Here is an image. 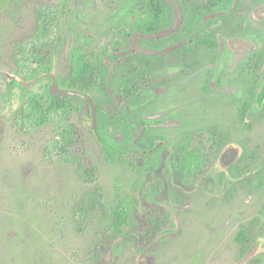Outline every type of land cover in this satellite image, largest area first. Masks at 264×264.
<instances>
[{"label": "rangeland", "instance_id": "obj_1", "mask_svg": "<svg viewBox=\"0 0 264 264\" xmlns=\"http://www.w3.org/2000/svg\"><path fill=\"white\" fill-rule=\"evenodd\" d=\"M215 1L165 0L166 28L156 38L141 33L144 0H0V264H237L255 241L260 247L247 264H264V0H225L207 16V3ZM44 3L59 11L47 53L53 73L64 86L76 47L104 59L111 72L91 90L98 126L109 144L128 148L108 160L89 126L90 105L73 98L77 147L97 167L104 194L85 214L83 231L76 211L94 183L50 151L52 124L19 126L28 98L46 95L51 83L43 77L21 85L18 80L31 79L20 75L14 58L16 44L35 30L36 6ZM188 27L202 32V42L184 38ZM255 61L259 72L251 70ZM137 79L140 90L130 103L114 104L122 85ZM213 131L203 171L189 175L174 163L172 152ZM229 143L242 145L244 153L223 171L219 156ZM134 147L142 153L130 152ZM119 191L133 211L116 238L109 225Z\"/></svg>", "mask_w": 264, "mask_h": 264}, {"label": "trees", "instance_id": "obj_2", "mask_svg": "<svg viewBox=\"0 0 264 264\" xmlns=\"http://www.w3.org/2000/svg\"><path fill=\"white\" fill-rule=\"evenodd\" d=\"M224 1L208 2L207 4L210 6L207 16L216 14L218 7ZM204 7V5L198 6V15L203 14L202 10ZM142 9L145 11L146 17L141 33L159 38L166 28L167 5L165 0H144ZM35 12L37 22L33 34L29 38L18 42L15 46L14 58L18 64L20 75L22 74L26 79H33L44 74L53 73L55 69V62L49 55L47 56V53L49 54L53 44L52 41L59 18L58 7L50 3L39 4L35 8ZM184 38L190 42L200 43L202 42L203 35L200 30L188 27ZM183 47L186 51L190 49L189 44H185ZM156 56L154 55V57ZM102 60L103 62H101L98 56L88 54L83 47H76L71 53V75L65 82V85L81 92L89 93L95 99L91 90L100 88L99 80L102 77L106 79V74L111 72L105 71L107 64L104 59ZM250 66H252V72H259L260 63L258 61H255L254 65L250 64ZM149 70L145 69L144 73L149 72ZM143 77L140 78L142 79ZM14 82L16 80H10V83ZM138 86H140L139 79L125 82L120 88L119 93L114 94V97H117L114 104L122 108V106L130 103V99L140 90ZM73 98L75 97L54 95L49 90L46 95L32 93L19 116V126L24 130H35L44 124H52L54 126L55 137L49 142L50 151L57 153V155L66 161L75 164L79 176L86 181L94 183V189L86 193L85 201L79 207L81 208V213L78 211L79 208L76 211V215L81 223L79 230L83 231L84 225L82 223L85 220V214L89 215L102 203L104 194L103 189L97 184V167L87 159L83 153V149L77 147L79 136L77 135L76 128L70 122L69 116V112L74 108L72 104ZM76 98L82 99L81 97ZM82 100L85 102L84 99ZM122 101H125V103L121 104ZM97 105L99 107L98 102ZM111 106L114 107L113 104ZM248 108L249 102L244 105L243 119ZM117 111L116 117L122 120L120 111ZM107 112L115 114L112 109ZM82 120L84 121V118ZM94 130L98 142L107 152L108 160H116L118 153L128 152V148L122 144H109L101 133L99 126ZM214 138V131L213 133L209 132L207 140L203 139L202 134L196 136L174 152V163L187 174L197 175V173L203 171L206 163L209 161L210 152L207 144L210 140L214 141ZM142 150L139 147L129 149L133 153H142ZM132 209L133 206L122 198L119 191L118 200L112 212V221L109 225V232H112L114 237H120L125 233L131 221ZM105 251L103 252L104 257H108L109 250Z\"/></svg>", "mask_w": 264, "mask_h": 264}, {"label": "water", "instance_id": "obj_3", "mask_svg": "<svg viewBox=\"0 0 264 264\" xmlns=\"http://www.w3.org/2000/svg\"><path fill=\"white\" fill-rule=\"evenodd\" d=\"M7 76L10 79H13V80L16 79V75L7 74ZM43 77H50L52 79V82L49 87V91L52 94L59 95V96L81 97L82 99H84L91 106V110H92V118H91V123L89 124V126L92 129H95L97 127L99 107L97 105L96 100L89 93L81 92L77 89H73L70 87L61 86L59 83V79L55 73L44 74L40 77L31 79V80L20 79L19 81H20V84L23 86H30L34 82H36L37 80ZM150 96L151 94H147V95H142L138 97L137 100L135 101V105L141 104ZM87 124H88V121H87ZM163 144L164 142H159V145H163ZM242 153H243V149L240 145H237L234 143H230L226 145L220 155L221 167L227 171L229 169V166L235 163L242 156ZM259 247H260V244L255 243L252 246V248L245 254V256L238 262V264H245L252 256H254L257 253Z\"/></svg>", "mask_w": 264, "mask_h": 264}, {"label": "flooded vegetation", "instance_id": "obj_4", "mask_svg": "<svg viewBox=\"0 0 264 264\" xmlns=\"http://www.w3.org/2000/svg\"><path fill=\"white\" fill-rule=\"evenodd\" d=\"M50 78V77H49ZM34 79V78H33ZM51 79V78H50ZM19 81V80H18ZM51 82H52V79H51ZM19 83H20V81H19ZM51 84V83H50ZM61 85V84H60ZM61 86H63V85H61ZM49 87H50V85H49ZM63 87H69V86H65V84H64V86ZM71 88V87H70ZM49 90V89H48ZM96 100V99H95ZM90 108H91V106H90ZM88 116L85 114V117H84V119H88L87 118ZM91 118H92V110H91ZM98 126V125H97ZM230 144V143H229ZM234 144H236V143H234ZM164 145V144H163ZM228 145V144H227ZM237 145H239V144H237ZM158 146H162V145H159V143H158ZM226 146V145H225ZM225 146H224V148H225ZM241 147H242V149H243V146L242 145H240ZM224 148H223V150H224ZM222 150V151H223ZM175 152V151H174ZM174 152H172V157H174ZM222 153V152H221ZM221 153H220V155H221ZM244 153V152H243ZM243 153H242V156L235 162V163H233L232 165H230L229 166V169L228 170H230L231 169V167L232 166H234L235 164H237L241 159H242V157H243ZM219 163H220V156H219ZM220 167H221V163H220ZM221 169L223 170V171H226V170H224L222 167H221ZM246 235V231L244 230V229H242V230H240V232H239V234H238V237H237V239L240 241V242H242V240L243 239H245V236ZM255 243H259L258 241H255L254 243H250V245H249V243L248 242H246L245 243V245H249V247H248V249H247V251L246 252H244V254L242 255V257L239 259V261L245 256V254L252 248V246L255 244ZM251 259V258H250ZM249 259V260H250ZM248 260V261H249ZM238 261V262H239ZM248 261L245 263V264H247L248 263ZM238 262H237V264H238Z\"/></svg>", "mask_w": 264, "mask_h": 264}]
</instances>
